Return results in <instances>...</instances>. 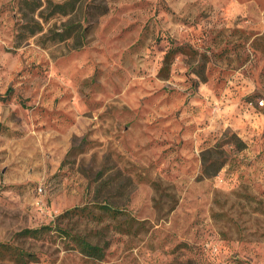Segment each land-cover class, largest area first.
Wrapping results in <instances>:
<instances>
[{
  "label": "rangeland",
  "instance_id": "1",
  "mask_svg": "<svg viewBox=\"0 0 264 264\" xmlns=\"http://www.w3.org/2000/svg\"><path fill=\"white\" fill-rule=\"evenodd\" d=\"M78 1L73 49L0 0V264H264V0Z\"/></svg>",
  "mask_w": 264,
  "mask_h": 264
},
{
  "label": "trees",
  "instance_id": "2",
  "mask_svg": "<svg viewBox=\"0 0 264 264\" xmlns=\"http://www.w3.org/2000/svg\"><path fill=\"white\" fill-rule=\"evenodd\" d=\"M78 2V0H66L62 3H55L51 0H46L44 3L42 0H19L21 22H18L16 25L14 35L15 47L19 48L22 43L36 38L43 46L48 43H71L73 49L84 47L92 32L91 24H88L90 17H95V11L98 15H104L107 13L105 7L90 2L86 6L85 16L82 21L79 19H67L63 21L61 27H57L55 23L51 24V21L56 18H68L74 15L79 9ZM46 26L48 27L46 28ZM10 93L11 91L8 90L5 96H8ZM5 96H0V98L4 99ZM100 207H106L105 209L107 211H111L114 219L118 217V210L115 208L107 206L106 204ZM85 210V208L77 207L67 211L66 214L82 213ZM87 215L93 218L94 214L88 211ZM64 233L72 239L78 246L80 252L85 256L94 259L103 258V248L91 244L84 235L78 234L70 236L68 233ZM5 249L11 248L5 246ZM27 255L29 256L30 254Z\"/></svg>",
  "mask_w": 264,
  "mask_h": 264
}]
</instances>
